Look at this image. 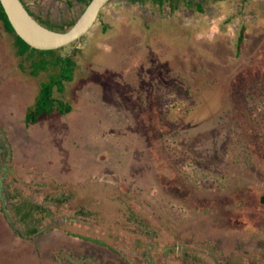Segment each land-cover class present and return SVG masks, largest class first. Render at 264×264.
<instances>
[{
    "label": "rangeland",
    "instance_id": "374dc122",
    "mask_svg": "<svg viewBox=\"0 0 264 264\" xmlns=\"http://www.w3.org/2000/svg\"><path fill=\"white\" fill-rule=\"evenodd\" d=\"M138 2L44 55L0 20V264H264V0Z\"/></svg>",
    "mask_w": 264,
    "mask_h": 264
},
{
    "label": "water",
    "instance_id": "95a60500",
    "mask_svg": "<svg viewBox=\"0 0 264 264\" xmlns=\"http://www.w3.org/2000/svg\"><path fill=\"white\" fill-rule=\"evenodd\" d=\"M112 0H92L75 25L67 31H55L40 24L21 0H0L15 33L31 48L58 50L80 41L93 28L100 12Z\"/></svg>",
    "mask_w": 264,
    "mask_h": 264
},
{
    "label": "trees",
    "instance_id": "16d2710c",
    "mask_svg": "<svg viewBox=\"0 0 264 264\" xmlns=\"http://www.w3.org/2000/svg\"><path fill=\"white\" fill-rule=\"evenodd\" d=\"M136 1H138V0H136ZM147 1H150L152 4L157 5L159 7H164V6L168 5L172 10H175L179 6V4H180L181 1H184V3L186 4V6H188V8L189 7L192 8L193 6H195L196 9L199 12H202V13H204V7L203 6H206V5L208 6L207 0L206 1H200V2H197V3H194V1H192V0H143V3L144 2H147ZM212 1H216L217 2V1H223V0H212ZM0 20L2 21V25H3L4 30L12 36V38L14 40V45L17 47V53L18 54L19 53L24 54V53L28 52V54L30 56H34L36 53H40L41 55H44V53H48V52L52 53V52H56L57 51V50L56 51H39V50H35V49L31 48L27 43H25L15 33V31H14L11 23L9 22L8 17L6 15V13H5V11H4L1 3H0ZM75 23H76V21H72L68 25H66L64 27H60L61 28L60 30H64V28L70 29V28H72L75 25ZM47 25H49V24H47ZM103 27H104V30L107 31V29H108L107 24H105ZM48 28L53 29L55 27L52 26V25H49ZM242 40H243V37H242V35H240L239 41H238L239 43L237 44L238 49H240V45L242 43ZM18 45H21L23 47L18 46ZM76 52H77V50H75L72 53V55H70V54L65 55V56L57 55L56 57H58L57 60L59 62L62 61L63 64H66V67H67V69L69 71H72V67H75V63H74L73 58H74ZM55 67H59V63H56V65L54 66V68ZM62 69L63 68L61 67V70ZM59 77H61V75L58 76V77H56V78H59ZM63 79H64L63 82H66L67 81V79L65 77H63V75H62V80ZM51 81H52L51 82L52 83V86H51V89L47 93L48 95L45 94L44 91L41 89L40 92H39L38 97H40L41 94H43V93L46 95V99L47 100H50L51 97H53V87L57 83H56L55 79H53V78L51 79ZM68 81H70V80H68ZM37 98H36V101L34 103L35 104L34 107H32V108L30 107L28 109V112L26 113L25 120H26L27 126H31V125L36 124L39 121V119H40L41 116H43L44 114H51L52 111L54 110V109H50L51 111H49V108L47 109V105L45 104V102H42V103L39 104L37 102L38 101ZM35 106H36V108H35ZM59 109H60L61 112H64V113H66L67 111L70 110V108L68 106H66V105L65 106L64 105L61 106V108H59ZM26 216H28V214Z\"/></svg>",
    "mask_w": 264,
    "mask_h": 264
},
{
    "label": "crops",
    "instance_id": "0c3cea01",
    "mask_svg": "<svg viewBox=\"0 0 264 264\" xmlns=\"http://www.w3.org/2000/svg\"><path fill=\"white\" fill-rule=\"evenodd\" d=\"M91 1L92 0H33L32 3L34 5L33 6L32 5L30 6V11H31L30 13L36 19L38 18V19L46 22V24H49V25L54 26L55 28H53L52 30H55V31H67L66 28H64V30H60L61 29L60 27H64V26L68 25L72 21H76L77 22L78 19L80 18V16L84 13V11L86 10V8L88 7V5L90 4ZM112 1H110L108 4H110ZM23 2L26 3L27 1L23 0ZM131 3L136 4V3H140V2H138L136 0H131ZM142 4H145V2L142 3ZM83 7H85V8H83ZM60 8H63V11L61 10L62 11L61 13H60V10H59ZM64 9H67L65 11H68L69 12V19H66V15L68 13L66 14V12L64 11ZM54 12H55V14L56 13L61 14V15H59L60 17L62 16V18H63V22L61 24H58V23L51 24L49 21L44 20V16L45 17H47V16H51L52 17V15H53ZM101 12H100V14H101ZM91 186L92 185H87L86 188L87 187L88 188L86 189V191H89L90 190L89 188H91ZM77 189L79 190V188H77ZM48 220H49L48 218H43V219H41L38 222L39 223L38 225L40 226V229L43 232H45L44 229H48L46 227L47 224H48ZM51 230L52 229H49V232ZM73 237H75V236H73Z\"/></svg>",
    "mask_w": 264,
    "mask_h": 264
},
{
    "label": "flooded vegetation",
    "instance_id": "af4514ba",
    "mask_svg": "<svg viewBox=\"0 0 264 264\" xmlns=\"http://www.w3.org/2000/svg\"><path fill=\"white\" fill-rule=\"evenodd\" d=\"M22 1V0H21ZM143 3V2H142ZM24 6H25V8L29 11V12H31L30 11V6L27 4V3H24ZM101 16V14L99 15V17ZM99 19V18H98ZM62 49V48H61ZM58 50H60V49H58Z\"/></svg>",
    "mask_w": 264,
    "mask_h": 264
},
{
    "label": "bare ground",
    "instance_id": "6f19581e",
    "mask_svg": "<svg viewBox=\"0 0 264 264\" xmlns=\"http://www.w3.org/2000/svg\"><path fill=\"white\" fill-rule=\"evenodd\" d=\"M212 103H213V102H212ZM210 106H211V105H210ZM206 107L209 108V107H208V102H206L204 109H205ZM209 109H210V108H209ZM207 110H208V109H207Z\"/></svg>",
    "mask_w": 264,
    "mask_h": 264
}]
</instances>
